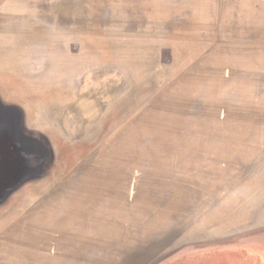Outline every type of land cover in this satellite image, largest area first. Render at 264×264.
I'll return each instance as SVG.
<instances>
[{"label": "rangeland", "instance_id": "obj_1", "mask_svg": "<svg viewBox=\"0 0 264 264\" xmlns=\"http://www.w3.org/2000/svg\"><path fill=\"white\" fill-rule=\"evenodd\" d=\"M1 66L0 264H264V0H0Z\"/></svg>", "mask_w": 264, "mask_h": 264}, {"label": "trees", "instance_id": "obj_2", "mask_svg": "<svg viewBox=\"0 0 264 264\" xmlns=\"http://www.w3.org/2000/svg\"><path fill=\"white\" fill-rule=\"evenodd\" d=\"M0 152L1 203L23 180L37 173L35 172L37 161L34 156L25 154L15 135L1 140Z\"/></svg>", "mask_w": 264, "mask_h": 264}, {"label": "crops", "instance_id": "obj_3", "mask_svg": "<svg viewBox=\"0 0 264 264\" xmlns=\"http://www.w3.org/2000/svg\"><path fill=\"white\" fill-rule=\"evenodd\" d=\"M11 70H12V75H9V74H11L9 71H11ZM15 73H17L16 69H5V68H3V66L0 67V89L3 91V96L6 99L19 101V102H22L24 104V107L21 108L22 115L24 117L26 116V120L31 124L34 121V113H35L34 109H33V105H34L33 103H35L36 100H41L44 93L39 97L28 96L27 93L25 92L26 90L21 89L19 82L16 80L17 77L14 75ZM21 91H23V92H21ZM61 92L62 91L59 90L58 94L60 93V95H61ZM45 96L48 97V95H46V93H45ZM47 115H49L48 112H47ZM56 142H57V146L56 145L55 146L57 147V152L59 155H62V154L68 155L71 152L74 153V151L76 150L75 146L71 147L69 145H65L60 139L59 140L57 139ZM67 158H68V156H67ZM12 247H13V245L9 246L10 251L12 250ZM10 255L11 254H9V256ZM8 259H9V257H7V261H8Z\"/></svg>", "mask_w": 264, "mask_h": 264}]
</instances>
